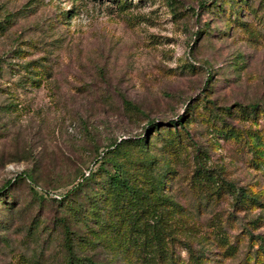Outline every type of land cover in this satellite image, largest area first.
I'll return each instance as SVG.
<instances>
[{
  "label": "rangeland",
  "instance_id": "374dc122",
  "mask_svg": "<svg viewBox=\"0 0 264 264\" xmlns=\"http://www.w3.org/2000/svg\"><path fill=\"white\" fill-rule=\"evenodd\" d=\"M126 1L120 11L113 0H0V19L14 13L0 31V264H64L56 196L96 166L93 156L109 142L142 133L149 119L163 123L202 96L211 103L190 111L170 157L166 188L193 224L180 237L211 249L203 252L218 261L208 264H233L244 244L233 258L206 244L211 218L228 217L233 235L264 215L233 210L230 194L214 198L192 176L199 158L217 182L264 186V120L235 108L264 107V0H242L247 6L229 19L209 0ZM31 60L45 72L20 67ZM228 126L234 134L218 131ZM152 139L159 154L162 140ZM6 200L11 211L1 210ZM174 251L186 260L183 243L175 241ZM93 258L123 264L100 249Z\"/></svg>",
  "mask_w": 264,
  "mask_h": 264
},
{
  "label": "trees",
  "instance_id": "16d2710c",
  "mask_svg": "<svg viewBox=\"0 0 264 264\" xmlns=\"http://www.w3.org/2000/svg\"><path fill=\"white\" fill-rule=\"evenodd\" d=\"M113 1L120 11L129 5L126 0ZM209 1L213 11L224 17L226 13L227 19L230 14L236 16L241 8L247 6L246 2L242 4V0ZM203 4L199 3L200 6ZM13 15L7 12L0 19L1 32L11 23ZM19 49L15 50L18 56L21 55ZM7 65L12 67L11 63ZM20 67L30 73L36 69L45 72L46 69V65L36 60L25 61ZM27 79L35 81L32 76H27ZM206 102L211 103L204 96L188 100L180 113L163 123L149 119L142 133L109 142L93 156L91 162L95 161L96 166L80 170L78 179L56 196L61 210L56 221L60 228L64 264H104L93 258L96 249L106 252L108 261L119 258L123 264H208L210 259L218 261V258L203 252H212L211 249H193L191 239L180 237L183 229L193 224L192 221L187 222L181 205L166 188L173 172L170 157L178 152L177 148L184 140L190 113L194 109L198 113V107L205 106ZM235 108L242 116L254 117L261 113L264 120V107L259 109L256 103L237 104ZM224 109L229 110L227 107ZM218 131L225 136L235 133L232 126ZM250 135L252 146L257 148V136ZM152 137L162 140L159 154L151 149L154 145ZM199 152L197 150L196 156ZM192 176L193 181L201 184L214 198L222 193L230 194L233 210L258 209L263 213L264 186L254 188L236 186L225 180L217 182L199 158H196ZM3 195L0 189V201H3ZM8 202L6 200L1 210L11 211L12 200ZM227 218H211L204 233L205 243L217 247L223 256L229 258L236 257L239 244H244L243 255L233 264H264V232L252 234V230L264 225V215L253 216L247 220L248 225L233 235L227 232ZM5 224L6 221L0 219V226ZM193 235L198 234L190 237ZM175 241L183 243L187 249L186 260L175 253Z\"/></svg>",
  "mask_w": 264,
  "mask_h": 264
}]
</instances>
